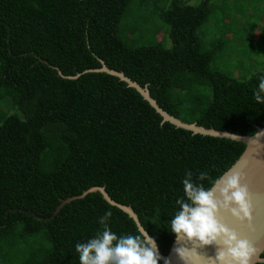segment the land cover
I'll return each instance as SVG.
<instances>
[{"label":"trees","instance_id":"1","mask_svg":"<svg viewBox=\"0 0 264 264\" xmlns=\"http://www.w3.org/2000/svg\"><path fill=\"white\" fill-rule=\"evenodd\" d=\"M161 2L0 0V104L10 99L14 111L0 106V264H80L76 244L103 231L107 212L118 237L139 235L100 192L80 198L93 187L132 207L167 256L186 171L207 188L246 149L164 122L135 88L96 70L123 73L184 123L241 136L264 127L254 98L264 61L223 66L225 35L199 34L211 0Z\"/></svg>","mask_w":264,"mask_h":264},{"label":"clouds","instance_id":"2","mask_svg":"<svg viewBox=\"0 0 264 264\" xmlns=\"http://www.w3.org/2000/svg\"><path fill=\"white\" fill-rule=\"evenodd\" d=\"M254 98L264 103V76L259 78ZM206 178L204 171L196 175L199 181ZM182 184L186 199L177 201L180 210L170 220V231L175 234L178 245L174 249L178 258L189 264L190 253L195 250L199 259L210 264H253L264 249L257 248L251 240L229 227L224 219L225 215L230 216L254 230L253 194L247 176L229 170L206 188L203 183L193 180L191 171H186ZM110 216L107 212L100 218L103 231L95 238L76 244L80 264H159L158 245L147 231L118 237L109 228ZM209 246H216L215 257L197 251Z\"/></svg>","mask_w":264,"mask_h":264},{"label":"water","instance_id":"3","mask_svg":"<svg viewBox=\"0 0 264 264\" xmlns=\"http://www.w3.org/2000/svg\"><path fill=\"white\" fill-rule=\"evenodd\" d=\"M96 71L106 72L108 74L117 76L122 81L126 82L130 87L135 88L143 96V98L148 101L150 105L155 108L157 112L163 117L164 122H169L178 128L191 131L194 134L238 141L246 145L244 153L229 170H231L232 172H243L247 176V183L253 194L254 230L248 228L246 224H240L238 221H235L230 216L225 215L224 219L229 225V227L236 229L241 234V236L251 240L257 248L264 249V127H258L257 132L253 136H241L229 132L217 131L215 129H207L202 126H198L197 124H187L164 111L158 105L157 101L151 96L147 88H142L139 84L133 82L123 73L110 70L106 66ZM93 192H100L103 195L104 199L108 201L111 205L116 206L125 213H127L136 222L140 232L146 231L142 226L139 220V216L134 211V209L130 206L121 205L114 201L107 193L104 187H93L90 190L84 192V194L81 195L80 198H84L89 193ZM76 198L78 197L70 198L64 201L59 206L58 210H60L67 202H71ZM181 243L186 242L182 241ZM177 246L178 245L175 239V242L173 243L170 252L167 256H164L158 248V255L161 257L160 260L162 264H169V262L170 264H185L184 261L178 258L177 254L174 251ZM188 246L193 247L192 245ZM216 250V246H209L197 249L200 254L205 255L207 257H215ZM263 253L264 251L260 253L259 257L253 262V264L264 262V258H262ZM190 255L191 260L189 261V264H210V262H205L199 259L195 250L192 251Z\"/></svg>","mask_w":264,"mask_h":264},{"label":"rangeland","instance_id":"4","mask_svg":"<svg viewBox=\"0 0 264 264\" xmlns=\"http://www.w3.org/2000/svg\"><path fill=\"white\" fill-rule=\"evenodd\" d=\"M160 1H162L161 3L165 2V0ZM203 1L185 0V2L193 5H199ZM150 2L154 4L155 0H150ZM211 6L212 15L210 20L201 28L199 34L206 43H211L220 36L225 35L227 48L223 52L226 57L223 66H233V63H245L246 60H251V63H263L264 0H211ZM150 8L149 6L141 8L144 16H148ZM152 25L153 27L163 28V22L160 19L153 20ZM165 30H162L156 36L158 41L165 39L166 35L163 32ZM252 43H255L257 52H253ZM164 44L166 47L172 46L168 37ZM242 52L247 53L246 57H249L252 52L254 54L252 53L253 57L251 59H245L239 56ZM218 60L222 63L221 55ZM0 106L6 111H10V113H14L10 99L4 100Z\"/></svg>","mask_w":264,"mask_h":264}]
</instances>
